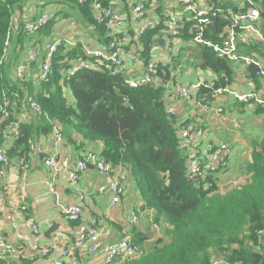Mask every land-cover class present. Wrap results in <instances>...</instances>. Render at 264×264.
<instances>
[{
  "label": "trees",
  "instance_id": "obj_1",
  "mask_svg": "<svg viewBox=\"0 0 264 264\" xmlns=\"http://www.w3.org/2000/svg\"><path fill=\"white\" fill-rule=\"evenodd\" d=\"M23 1L0 0V107L12 93L20 95L21 99L31 96L40 106L44 117L32 116L30 121L21 122L18 141L21 147H26L29 141L50 135L46 116L60 126L69 147L80 153L77 159H85V155L92 152L111 167L114 176L119 173L127 175L133 213L138 215L139 221L144 220L147 227L153 229L155 226L157 234L153 237L145 227L128 225L125 230L140 251L134 257L124 261L117 259L111 264H213V260L219 258H223L226 264H264V238L259 241L257 235L264 232V141L253 145L252 161L246 168L244 180L226 187L219 182L218 176L222 173L210 170L205 146L197 149V156L202 160L201 176L197 179L189 177L185 151L180 148L177 135L183 123L167 116L165 87L148 85L130 88L122 77L96 71L82 70L65 77L64 73L71 70L76 61L84 59L82 45L68 49L63 47L54 55L52 77L48 84L40 85L36 90L29 79L18 82L12 72L17 66V54L31 40L30 35L21 33L12 36L11 54L4 63L1 58L10 21L17 11H21ZM62 1L77 9L82 21L94 28L100 46L107 48L110 39L106 30L96 24L89 5H78L76 0ZM233 11L237 12L235 8ZM261 16L264 19V10ZM53 23L54 19L40 31L41 34L48 35ZM228 24L225 10L214 19L213 25L206 27L205 38L217 42ZM192 25V22L185 25L178 37L183 43L190 42ZM159 35H165L163 29L149 31L142 39L139 57L144 65L151 58ZM195 47L202 69L217 76L215 88L230 86L235 77L232 63L217 59L209 48ZM242 54L257 55L264 62V43L244 47ZM173 68L162 67L158 74L165 73L168 81ZM255 71L256 68L249 66L244 74L257 84ZM210 94L211 89L201 87L195 98L206 101ZM10 104L11 112L12 106L20 108L13 101ZM16 119L11 115V121ZM74 137L80 139L79 144ZM2 143L0 138V145ZM97 146L100 147L98 151ZM15 152L11 149L7 151V158L16 157ZM86 165V172L94 169L104 184L96 165L90 161ZM84 199L80 203V220L67 221L76 228L75 237L84 231L89 219L95 217H83ZM95 218L102 227L99 218ZM158 228L159 234H165L167 240L157 238ZM151 240H154L151 247L145 249V243ZM72 257L81 259L77 252ZM96 257H101V263L105 264L103 252L83 260L93 263L92 259ZM13 261L32 264L36 260L25 256L17 260L0 259V264H11Z\"/></svg>",
  "mask_w": 264,
  "mask_h": 264
},
{
  "label": "built area",
  "instance_id": "obj_2",
  "mask_svg": "<svg viewBox=\"0 0 264 264\" xmlns=\"http://www.w3.org/2000/svg\"><path fill=\"white\" fill-rule=\"evenodd\" d=\"M181 10H169L163 17L149 19L147 17L148 10L146 0H130L131 13L127 19L114 13L104 0H76L78 5H89L96 24L102 26L110 42L107 48L93 49L89 46H82L84 59L76 61L72 69L65 72V77L73 76L78 71H96L105 72L112 77H122L124 83L130 88L146 87L148 85H158L165 87L164 100L168 104L166 114L169 118L176 115L175 103L177 101L192 102L194 104L195 119L191 124H182L178 130L180 148L185 151V162L188 165L189 177L197 179L201 176V161L197 156V148L193 138L194 130L197 123L201 121L209 112L216 115H222L224 108L219 105L213 108L211 104L204 99H194L198 89L205 87L211 89L209 99L216 100L219 97H232L234 101L249 105L253 103L255 106L264 107V98H262L255 90L254 81L247 80L245 86L247 92L241 93L232 90L230 86L215 88L216 78L213 81L198 80L196 82L188 80L179 83L178 77L183 72L179 67H174L166 81L165 73L158 74L163 65L153 55L147 62L143 64L139 57L142 52V46L137 51L129 53L125 48V37L128 34L127 24L130 22L135 32L131 36L130 41L137 44L142 43V39L149 31L163 29L166 38L179 39L187 22H193L190 30L192 36L190 43L194 46L206 47L211 49L217 59L227 60L232 65H238L245 70L252 66L256 68L254 77L259 83L264 84V62L260 61L256 56H245L242 54V48L251 44L264 43V35L258 30V22L260 18L259 2L260 0H242L244 11L233 12L227 10L229 25L222 31L217 42H213L205 38L206 27L214 24L216 19L223 12L221 9L215 8L212 0H178ZM189 15V16H187ZM187 16V17H186ZM55 18L53 13L44 12L39 14L35 19L23 21L19 15H13L8 30V37L3 43L1 62H6L10 53V40L12 36L21 33L33 35L45 28L50 21ZM191 18V19H190ZM66 42L61 39L46 42L43 45L31 43L26 51L25 57L19 61L14 71V79L23 83L28 76V69L31 65L39 60V52L42 50L44 56L43 61L39 65V71L36 73V81L38 84H48L52 77V62L54 55L65 47ZM169 53V52H168ZM127 60L131 65L140 66L142 73L132 76L133 69L129 72ZM130 74V75H129ZM13 101L20 106V109L29 112L32 116L44 117L40 106L31 96L21 99L17 93H12L10 98L4 99L0 107V167L5 165L13 170H25L27 167V155L30 152H36L42 157V166L50 171L54 178H63L68 186L75 193V202L67 207L59 204L60 194L57 187L52 182H45L42 185L52 197L55 204L61 208V214L66 221L77 222L81 218L80 203L84 198L83 192L80 190V184L83 176L87 171L86 162L90 161L96 165L99 174L104 179V184L99 188L98 193L109 196V206L114 208L121 204L126 196L127 175L119 173L113 175V170L108 164H105L100 158L92 152L85 155V159H77L71 164L68 158L60 163L56 156H46L44 149L39 144L29 141L26 147H21L18 141L21 137L20 125L17 120L11 121L12 112L10 110ZM51 132L48 142L54 145H62L64 143L63 133L60 126L53 120H49ZM6 147L8 149H23L22 155L15 158H7ZM205 148L208 151V166L213 172L224 173L227 170L230 148L227 143H206ZM0 175L2 172L0 171ZM25 208L21 205L12 204L6 212L5 221L8 231L12 234L14 242L9 241L0 235V259L17 260L25 257V245L30 243L34 250L38 251V257H50L51 248L38 249V245L34 242V237L39 234V227L24 219L22 212ZM139 222L138 215L131 213L128 225L136 226ZM21 227L28 231V235L21 232ZM103 229L95 217L89 219L84 231L79 233L75 239V245L67 248H61L58 259L52 264H66L71 261L72 256L77 252L81 259L93 257L103 252L104 263L111 264L114 260L120 259L124 261L134 257L140 251V247L136 245L129 232H125L120 239L110 244L103 243ZM259 241L264 238V232L258 233ZM15 242L17 244H15ZM226 264L223 258L213 260V264Z\"/></svg>",
  "mask_w": 264,
  "mask_h": 264
},
{
  "label": "crops",
  "instance_id": "obj_3",
  "mask_svg": "<svg viewBox=\"0 0 264 264\" xmlns=\"http://www.w3.org/2000/svg\"><path fill=\"white\" fill-rule=\"evenodd\" d=\"M104 3L114 13L130 19V0H104ZM212 4L222 11H233V8L237 12L244 10L242 0H212ZM22 5L21 11H17L16 14L23 21L33 20L44 12L53 13L55 18L53 26L49 30L47 29L48 35H42V31L30 35L31 40L24 45L23 51L18 53L19 56L17 54V63L25 57L28 45L31 43L43 45L58 38L66 42V49L77 44L89 46L93 49L102 48L97 41L98 37L94 28L82 21L80 14L74 6L64 3L62 0H24ZM146 5L149 11L147 15L149 19L157 18L158 16L163 17L169 10H181L178 0H146ZM263 10L264 0H260L258 30L264 35V19L261 16ZM188 23L191 22H187L186 25ZM127 28L128 34L125 37V48L127 52L133 53L141 45L130 41L131 36L135 32V28L130 22L127 24ZM156 39L155 42L157 43L152 48L151 56L156 57L163 65L166 64L170 68L177 66L183 70L178 77V81L180 79L179 83L188 80L210 82L215 80V78L217 79V76L213 72L202 69V61L198 56L197 48L190 42L183 43L180 39H167L165 35H159ZM160 41L162 45H160ZM10 54L11 47L9 56ZM43 56L44 54L40 50L38 62L31 65L27 71V79L36 87V90L40 86L36 81V73L39 71L38 67L43 61V58L41 60ZM257 57L259 58V56ZM127 64L129 72L133 69L132 76L142 73L140 66L131 65L128 60ZM15 68L12 75H14ZM233 69L235 77L230 88L241 93L247 92L245 83L249 79L244 74L245 70H242L238 65H233ZM254 86L256 92L264 98V84L259 82L256 84L254 82ZM194 99H196L195 96ZM206 100L213 108L222 105L224 113L216 115L214 111L209 112L197 123L193 138L196 148L199 150L206 143L225 142L229 145L230 155L227 170L218 177L222 186L232 187L244 180L246 168L252 161L253 145L264 141V107L262 106L261 109L253 105V103L244 105L234 101L232 97L225 96L219 97L216 100L209 98ZM12 110V115L20 123L32 119V115L29 112L22 111L20 108L14 106H12ZM175 110V118L180 123L191 124L195 119L193 101H177L175 103ZM48 138L49 135L43 136L33 142L43 147L46 156H56L60 163L64 158H68L71 164H73L80 153L76 149L70 148L66 141L62 145H54L48 142ZM73 139L77 140L78 144L80 143V139H77V137ZM5 148L6 153L10 151L8 147L5 146ZM99 148L97 146L96 151ZM11 150L16 151L17 156L19 153L22 155L20 149ZM41 160L42 157L38 153L30 152L27 155V167L25 170H13L5 165L0 167V171L2 172V175H0V235L14 242L12 234L7 228L5 215L12 204L23 206L25 208L22 212L24 219L39 227V234L34 237V242L38 245V249L51 248L53 250L50 257H38V251L34 250L30 243H26L25 255L31 260H36L32 264H52L54 260L58 259L61 248L75 245V232L77 230L63 218L61 208L55 204L42 183L55 180L54 185L60 194L59 204L63 207L70 206L75 202V193L68 186L65 179L54 178L50 171L44 169ZM102 185L103 181L95 170L90 169L83 176L80 187L85 198L82 204L83 217L85 219L89 218V216L99 218L104 233L102 240L104 245H107L117 241L125 232H128L125 229H127L129 217L133 213V204L129 200L131 195L127 194L126 191V196L121 204L114 208L110 207L109 196L98 193V189ZM128 185L127 183V188ZM140 222L141 220L136 225L138 228L140 227ZM140 229L144 231L143 228ZM153 230H151V233L157 232L155 226H153ZM21 232L28 235V231L22 227ZM17 243L15 242V244ZM92 260L94 261L93 263L92 261L72 257L71 261L69 260L66 264H103L101 263L103 261L101 257L99 259L93 258ZM11 264L21 263L13 261Z\"/></svg>",
  "mask_w": 264,
  "mask_h": 264
},
{
  "label": "rangeland",
  "instance_id": "obj_4",
  "mask_svg": "<svg viewBox=\"0 0 264 264\" xmlns=\"http://www.w3.org/2000/svg\"><path fill=\"white\" fill-rule=\"evenodd\" d=\"M127 191H128L127 194L131 195V188H130V186H128ZM140 220H141V222L139 223L140 227L141 226L142 227H145V229L148 230L150 232V234H152V236L154 237L157 233H155V232L154 233H151V230H153L152 227L151 228L150 227H147V225L144 222V220H142V219H140ZM159 231H160V229L158 228V236H157V238H160V239H163V240H167L166 235L165 234L164 235H161L162 233L159 234ZM153 241L154 240H151L150 242H153ZM150 242H149V244H150V247H151V243ZM96 259H99V257H96Z\"/></svg>",
  "mask_w": 264,
  "mask_h": 264
},
{
  "label": "water",
  "instance_id": "obj_5",
  "mask_svg": "<svg viewBox=\"0 0 264 264\" xmlns=\"http://www.w3.org/2000/svg\"><path fill=\"white\" fill-rule=\"evenodd\" d=\"M159 43H160V45H162V42L161 41ZM144 246H145V249H147L149 247V243L146 242Z\"/></svg>",
  "mask_w": 264,
  "mask_h": 264
}]
</instances>
